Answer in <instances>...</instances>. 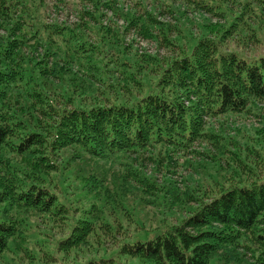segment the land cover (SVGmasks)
<instances>
[{"label": "trees", "instance_id": "trees-1", "mask_svg": "<svg viewBox=\"0 0 264 264\" xmlns=\"http://www.w3.org/2000/svg\"><path fill=\"white\" fill-rule=\"evenodd\" d=\"M82 1L90 7L78 11L71 29L47 22L41 0H0V264H12L10 259L22 258L20 252L38 264L42 256L48 264H69L64 255L85 245L96 208L88 204L71 225V209L65 202L78 193L82 181L94 188L99 187L96 182L103 184L102 177L88 181L94 178L87 170L92 162L114 163L134 156L140 164L147 159L154 166L166 161L169 166L173 153L190 154L196 141L216 138L204 129V118L248 115L254 105H264V56L247 60L223 50L226 41L246 29L263 34L258 25L254 29L249 24L247 15L264 14V0H149L171 14L181 12L173 6L179 2L225 22L220 33L205 30L198 36L160 21L161 14L142 6L146 0H131L142 13H124L117 0ZM118 20L124 25L115 23L117 29L105 23ZM129 31L177 51L167 59L133 54L155 74L153 82H141L143 68L138 62L118 63L123 85L114 76L109 51L118 47L126 56L131 49L125 44ZM86 32L95 34L96 46ZM249 38L256 37L249 32ZM95 55L103 60L104 69L89 64ZM74 67L87 73L78 77ZM93 69L105 80L92 75ZM69 76L104 84L108 94L132 86L135 96L130 94L131 100L118 105L109 98L93 103L97 102L93 95L91 101L83 98L91 90L74 80L67 90L51 88L52 80L63 82ZM140 182L149 190H163L149 178ZM225 182L215 181L210 193L190 198L196 207H184L187 215L175 225L164 223L125 237L113 254L82 264H227L232 256L240 264L239 249L241 256L246 251L252 254L249 264H264V180ZM169 186L174 188L175 183ZM100 200L98 208L114 204L112 200L99 204ZM120 207L126 211L122 203ZM39 218L65 225L68 233L51 242L31 234Z\"/></svg>", "mask_w": 264, "mask_h": 264}, {"label": "rangeland", "instance_id": "rangeland-1", "mask_svg": "<svg viewBox=\"0 0 264 264\" xmlns=\"http://www.w3.org/2000/svg\"><path fill=\"white\" fill-rule=\"evenodd\" d=\"M41 2L47 22L65 24L71 29L76 26L78 11L83 7H90L87 2L82 0H41ZM116 5L124 13L130 10L142 13V10L138 9L131 0H117ZM142 6L148 11L161 14L162 16H159L160 21L174 25L180 32H189L194 36H198L199 32H206L207 30L212 35H216L225 26L223 20L212 18L207 14L192 12L191 8H187L179 2L174 3L173 6L175 9H180L181 12L175 14H171L166 10L164 5L160 6L149 0H146ZM247 16L249 17V24L254 29L258 25L264 31V14H248ZM105 23L110 24L112 29H117L115 23L119 27L124 25L123 20L113 21L112 23L106 21ZM249 32L255 35L256 38L250 39ZM94 35L93 32H86L88 41L96 46ZM172 35V38H174L176 33H172ZM125 42L131 48L126 56L119 54L118 47L109 51V56L112 59L110 67L115 69L114 76L121 85L124 84L123 76L120 75L117 67L121 61H125L130 66H133L134 62H138L142 66L141 82L148 80L153 82L156 79L155 74L150 73V69L142 63V58L133 56L135 52L138 55L144 53L157 55L158 59H167L177 55L175 49L167 47L163 43L156 44L153 41L144 39L135 31L127 33ZM62 49L64 50V48ZM223 50L234 51L247 60L264 56V32L262 34L246 29L243 34L226 41ZM38 55L42 56L41 50H39ZM89 64L94 65L98 70L105 68L103 60L97 55L92 57V62ZM98 70L93 69L91 74L102 77L98 74L100 73ZM125 70L129 73L132 72L130 69ZM86 73L84 68L74 67L73 74H77L78 77ZM78 77L69 76L70 79L64 77L66 80L63 82L52 80L51 88L59 91L67 90L72 85V80H74L82 88L91 90L88 93H83V98L86 101H91L90 96L93 95V98L97 101H93V103L109 98L108 101H113L114 104L118 105L121 103L119 101L131 100L130 94L135 96L136 91L132 86L124 85L125 87L113 89L108 94L109 90L106 89L104 84L92 85L86 78L83 80ZM102 79L105 80L104 77ZM145 94L146 92L143 95ZM55 99L57 103H60L59 97ZM250 109L252 110L248 115L244 113L204 118V129H207L208 134H212L216 138L210 137L211 139L196 141L190 148V154L173 153V162L169 166L167 161L159 166H154L153 162L147 159L140 164L134 156L114 163H111V161L107 163L96 161L88 165V174L94 177L89 178L88 181L91 182L102 177L103 184L99 185L95 181L99 187L94 188L92 183L82 181L77 190L78 193L68 196L65 204L71 209L68 212L71 215L69 217L71 225L78 219L82 209L87 208L88 204H94L96 210L92 213V218H94L92 219L94 222L93 231L87 237L84 246L76 251L71 250L64 255L65 261H68L69 264H82L84 260L89 258L108 256L116 252L117 247L121 245V241L125 237L133 238L134 234L141 235L142 230L153 231L159 229L164 223L175 225L177 220L187 215L184 212V207L190 209L196 207V204L191 200L189 201V199L196 198L204 192L206 194L210 193L214 188L215 181H222L224 184L228 183L225 180L229 179L233 181L240 179L246 182L263 181L264 105L258 103ZM150 157L153 158L151 155ZM146 158H148V155H146ZM125 166H128L127 169ZM144 178H149L157 187L163 188V190L157 192L145 188L142 183L144 180L140 182ZM170 182L175 183L174 188L169 186ZM149 191H152L153 195H148L147 192ZM99 198L102 199L99 204L108 200H112L111 202L114 204L113 206H106V208H98L96 200ZM184 198H187L186 204L185 202L181 203ZM121 203L125 205L126 211L120 207ZM75 210L78 213L75 214ZM32 218L34 219V217ZM141 225L142 228H139ZM34 232L39 234L41 238L51 242L53 239L65 236L68 230L65 225L54 224L52 220L39 218L36 221L35 229L33 227V230L30 231L33 235ZM41 232L49 233L52 238H47ZM147 237L149 240L153 238L151 233H148ZM23 245L25 244L22 243ZM242 252L240 249L236 252L242 260L240 264L253 263L252 254L246 251L244 256H241ZM19 256H22V258L10 259L12 264L39 263L26 256L25 252H20ZM31 256H34V253ZM232 257V261L227 264H235L237 257ZM40 264H48L43 256Z\"/></svg>", "mask_w": 264, "mask_h": 264}]
</instances>
